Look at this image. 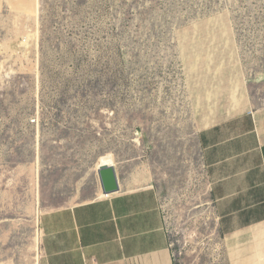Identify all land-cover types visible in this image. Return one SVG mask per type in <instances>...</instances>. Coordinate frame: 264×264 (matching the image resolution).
Returning a JSON list of instances; mask_svg holds the SVG:
<instances>
[{"label":"rangeland","instance_id":"obj_1","mask_svg":"<svg viewBox=\"0 0 264 264\" xmlns=\"http://www.w3.org/2000/svg\"><path fill=\"white\" fill-rule=\"evenodd\" d=\"M235 93L264 111V0H0V264H40L104 165L157 192L176 264L226 263L199 135Z\"/></svg>","mask_w":264,"mask_h":264},{"label":"crops","instance_id":"obj_2","mask_svg":"<svg viewBox=\"0 0 264 264\" xmlns=\"http://www.w3.org/2000/svg\"><path fill=\"white\" fill-rule=\"evenodd\" d=\"M231 98L234 109L219 122L207 115L199 135L220 235L233 254L218 264H264V111L236 114L242 102ZM123 186L45 213L40 264H176L157 192Z\"/></svg>","mask_w":264,"mask_h":264},{"label":"water","instance_id":"obj_3","mask_svg":"<svg viewBox=\"0 0 264 264\" xmlns=\"http://www.w3.org/2000/svg\"><path fill=\"white\" fill-rule=\"evenodd\" d=\"M100 185L105 195L120 192L121 184L118 171L113 165H104L98 171Z\"/></svg>","mask_w":264,"mask_h":264},{"label":"built area","instance_id":"obj_4","mask_svg":"<svg viewBox=\"0 0 264 264\" xmlns=\"http://www.w3.org/2000/svg\"><path fill=\"white\" fill-rule=\"evenodd\" d=\"M165 219V218H164ZM171 243V242H170ZM171 248H172V246H171Z\"/></svg>","mask_w":264,"mask_h":264}]
</instances>
